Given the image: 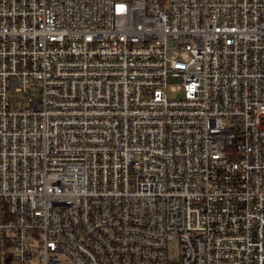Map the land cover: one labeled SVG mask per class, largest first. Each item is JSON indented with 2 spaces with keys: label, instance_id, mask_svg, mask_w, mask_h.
<instances>
[{
  "label": "built area",
  "instance_id": "obj_1",
  "mask_svg": "<svg viewBox=\"0 0 264 264\" xmlns=\"http://www.w3.org/2000/svg\"><path fill=\"white\" fill-rule=\"evenodd\" d=\"M0 264H264V0H0Z\"/></svg>",
  "mask_w": 264,
  "mask_h": 264
},
{
  "label": "rangeland",
  "instance_id": "obj_2",
  "mask_svg": "<svg viewBox=\"0 0 264 264\" xmlns=\"http://www.w3.org/2000/svg\"><path fill=\"white\" fill-rule=\"evenodd\" d=\"M171 96V95H170Z\"/></svg>",
  "mask_w": 264,
  "mask_h": 264
}]
</instances>
